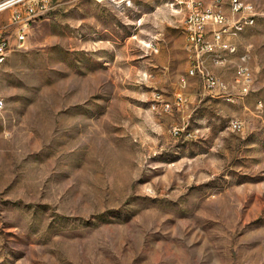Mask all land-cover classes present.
<instances>
[{"label": "rangeland", "instance_id": "374dc122", "mask_svg": "<svg viewBox=\"0 0 264 264\" xmlns=\"http://www.w3.org/2000/svg\"><path fill=\"white\" fill-rule=\"evenodd\" d=\"M198 3L230 12L49 0L32 22L0 67V264H264V17L218 69L232 96H213L188 72ZM19 9L0 13L11 38Z\"/></svg>", "mask_w": 264, "mask_h": 264}, {"label": "built area", "instance_id": "2783aa9c", "mask_svg": "<svg viewBox=\"0 0 264 264\" xmlns=\"http://www.w3.org/2000/svg\"><path fill=\"white\" fill-rule=\"evenodd\" d=\"M113 1V0H108ZM127 1V0H115ZM49 0H6L0 3V13L20 7L12 16L14 37L6 36L0 32V67L8 60L14 50H22L27 42L30 26L35 19L47 11ZM198 7L191 10L186 20V53H191V67L188 72L191 77H200L205 89L213 96H232L230 85L221 77L214 74L207 65L210 59L215 66L223 67L229 62L228 55H234L233 41L247 28L255 25L258 17H264V10L258 9L252 3L243 0H230V12L227 13L221 5L216 8ZM13 39V40H12ZM248 55L241 57L235 78V86L239 94L246 96L253 83L252 72L247 64ZM183 87L187 80L181 79ZM182 101V95H179ZM4 99L0 98V111L3 109ZM262 104L260 103L259 106ZM170 104L164 105L166 111L172 108ZM230 128L234 132L243 130L241 121H232Z\"/></svg>", "mask_w": 264, "mask_h": 264}, {"label": "crops", "instance_id": "0c3cea01", "mask_svg": "<svg viewBox=\"0 0 264 264\" xmlns=\"http://www.w3.org/2000/svg\"><path fill=\"white\" fill-rule=\"evenodd\" d=\"M230 62V61H229ZM228 62V63H229ZM208 67L210 68V70L214 73V74H216L217 76L219 75L218 73H219V71H218V69L220 68V67H218V66H215L213 63H212V61L209 59L208 60Z\"/></svg>", "mask_w": 264, "mask_h": 264}, {"label": "bare ground", "instance_id": "6f19581e", "mask_svg": "<svg viewBox=\"0 0 264 264\" xmlns=\"http://www.w3.org/2000/svg\"><path fill=\"white\" fill-rule=\"evenodd\" d=\"M191 74V73H190ZM183 80H187V79H183ZM5 101H3V109H5ZM0 112H2V111H0Z\"/></svg>", "mask_w": 264, "mask_h": 264}]
</instances>
